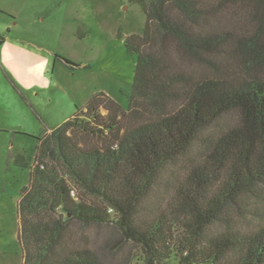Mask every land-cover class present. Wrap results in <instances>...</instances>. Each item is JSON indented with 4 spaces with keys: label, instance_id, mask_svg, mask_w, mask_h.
Returning a JSON list of instances; mask_svg holds the SVG:
<instances>
[{
    "label": "trees",
    "instance_id": "1",
    "mask_svg": "<svg viewBox=\"0 0 264 264\" xmlns=\"http://www.w3.org/2000/svg\"><path fill=\"white\" fill-rule=\"evenodd\" d=\"M130 2L146 23L125 40L129 108L99 93L43 140L51 162L19 205L24 264H132L103 225L144 264H264V0Z\"/></svg>",
    "mask_w": 264,
    "mask_h": 264
},
{
    "label": "rangeland",
    "instance_id": "2",
    "mask_svg": "<svg viewBox=\"0 0 264 264\" xmlns=\"http://www.w3.org/2000/svg\"><path fill=\"white\" fill-rule=\"evenodd\" d=\"M2 1L3 20L12 37L23 35L45 50L43 58L34 57L38 78H28L30 84L39 85V96L30 99L40 118L24 103H14L16 107L7 103L6 108H10L5 110L3 101L13 99L0 85V264H24L19 205L23 190L30 185V171L51 162L42 142L49 128L60 126L76 107L83 109L99 93L108 95L127 112L137 55L128 52L125 40L143 33L146 16L130 0ZM57 54L85 66L73 70L55 62ZM52 83L53 88L43 89ZM102 101L108 105L106 99ZM100 112L108 114L105 109ZM91 139L93 143L104 137L100 134ZM74 192L77 195L76 189ZM168 199L165 192L158 203L166 213L172 211ZM243 225L247 226L245 222ZM95 232L102 243L110 237L115 239L114 244L121 246L119 259L144 264L140 249L126 243L115 228L103 225ZM179 261L175 258L174 264H181Z\"/></svg>",
    "mask_w": 264,
    "mask_h": 264
},
{
    "label": "crops",
    "instance_id": "3",
    "mask_svg": "<svg viewBox=\"0 0 264 264\" xmlns=\"http://www.w3.org/2000/svg\"><path fill=\"white\" fill-rule=\"evenodd\" d=\"M3 7V1L0 0V41L3 39V42L0 43V85L4 88V90L7 89L8 93L13 99V102L4 100L3 102L5 104L3 107H5V110H7L8 108H10H6L8 106L7 103L12 104L15 107L16 105L19 106V104L24 103L26 104V108H29L34 116H36L34 112V110L36 111V109L33 106L30 96H39V85L37 83L30 84L28 78L35 80L36 78H38V74L36 71L37 61L34 57L36 56L37 58H43L42 53H45V50L35 45L32 40L24 37L23 35H18L19 37L16 38L12 37L13 34L7 31L6 23L3 20V17L5 16ZM54 60L55 62L60 61L56 57ZM82 66L84 67L85 65ZM9 79H11L15 83V85L19 87L22 94L25 96L26 101L15 90L11 83V80ZM53 86V83L50 85L47 84L43 87V89H51L53 88ZM75 112L69 119L74 116ZM68 120L64 119L63 123ZM50 130L52 129L49 128V131Z\"/></svg>",
    "mask_w": 264,
    "mask_h": 264
}]
</instances>
